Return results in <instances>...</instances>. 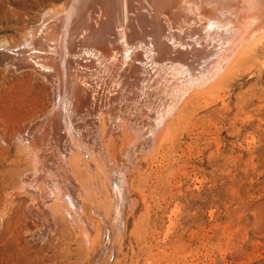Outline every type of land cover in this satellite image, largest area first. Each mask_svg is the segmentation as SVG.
Masks as SVG:
<instances>
[{
  "label": "rangeland",
  "instance_id": "374dc122",
  "mask_svg": "<svg viewBox=\"0 0 264 264\" xmlns=\"http://www.w3.org/2000/svg\"><path fill=\"white\" fill-rule=\"evenodd\" d=\"M61 3L0 0V54L26 47L37 20ZM246 54L238 67L225 63L220 84L207 86L215 82L212 74L207 85L176 87L186 106L159 147L125 149L116 170H97L100 181L93 173L92 181L84 178L87 171L83 183L73 178L79 228L65 240L66 259L53 254L63 241L41 232L28 200L6 203L0 195V264H264V39ZM14 61L0 57V181L9 178L8 168L24 169L22 141L54 104L44 78ZM87 129L75 138L82 157L100 144ZM107 176L120 202L103 191Z\"/></svg>",
  "mask_w": 264,
  "mask_h": 264
},
{
  "label": "bare ground",
  "instance_id": "6f19581e",
  "mask_svg": "<svg viewBox=\"0 0 264 264\" xmlns=\"http://www.w3.org/2000/svg\"><path fill=\"white\" fill-rule=\"evenodd\" d=\"M37 21L26 47L0 57L42 76L54 104L21 140L27 163L8 168L0 195L6 203L16 196L28 200L41 232L63 241L53 254L66 259L65 243L79 228L80 193L73 180L85 171L84 178L95 177L105 166L114 170L125 149L154 147L185 109L176 87L207 85L212 74L215 82L207 86L220 84L225 63L238 67L264 39V0H62ZM86 125L87 136L98 133L100 144L82 157L75 138ZM103 148L105 158L99 155ZM104 184L111 202H120L109 176Z\"/></svg>",
  "mask_w": 264,
  "mask_h": 264
}]
</instances>
